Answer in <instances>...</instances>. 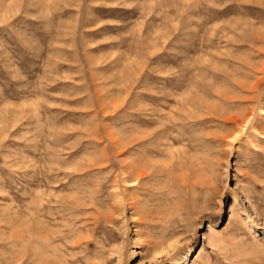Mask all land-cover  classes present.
Instances as JSON below:
<instances>
[{
    "label": "rangeland",
    "instance_id": "rangeland-1",
    "mask_svg": "<svg viewBox=\"0 0 264 264\" xmlns=\"http://www.w3.org/2000/svg\"><path fill=\"white\" fill-rule=\"evenodd\" d=\"M199 252L264 264V0H0V264Z\"/></svg>",
    "mask_w": 264,
    "mask_h": 264
},
{
    "label": "bare ground",
    "instance_id": "bare-ground-1",
    "mask_svg": "<svg viewBox=\"0 0 264 264\" xmlns=\"http://www.w3.org/2000/svg\"><path fill=\"white\" fill-rule=\"evenodd\" d=\"M253 114V113H252ZM249 115V114H248ZM245 116V115H244ZM243 116V117H244ZM235 119V118H234ZM237 119V118H236ZM235 119V120H236ZM248 119H250L249 118V116H246V118L244 119V120H239V119H237L236 121L240 124V123H244V122H246V123H249V122H251L250 120H248ZM238 126V125H237ZM240 127L242 126V125H239ZM245 127L243 126V129H244ZM138 130H141V129H138ZM142 131H144V130H142ZM146 131V130H145ZM144 131V132H145ZM144 132H142L141 134V138H136L137 139V141H140V143L141 144H139L138 145V143L136 144L137 146H143L142 148L143 149H145L144 148V146H145V144H146V142H145V139L144 138H146L147 139V137L148 136H150V134H148L147 135V133H144ZM139 133V132H138ZM137 133V134H138ZM160 138V137H159ZM159 138H157V139H159ZM144 139V141L143 142H145V143H143L142 142V140ZM155 139V138H154ZM155 141H157V140H154V142ZM150 142V141H149ZM158 142V141H157ZM154 144H156V143H154ZM152 145V144H151ZM161 145H162V143H161ZM147 146H149V145H147ZM157 147H159L158 146V144L156 145ZM151 147V146H150ZM139 148V147H138ZM165 149V148H164ZM140 150H141V148H140ZM143 151V150H142ZM173 154V153H172ZM173 156V155H172ZM173 158H174V156H173ZM136 161V160H135ZM136 163V162H135ZM160 165V164H159ZM167 165H168V163H167ZM147 166V165H146ZM145 166V167H146ZM150 166V165H149ZM144 164H143V166H139L138 164L137 165H135V179L132 181V182H127V183H132V184H134L136 187L138 186V185H140V184H142L143 182H144V180H145V177H146V171H144ZM150 168V167H149ZM146 169V168H145ZM151 169H152V167H151ZM156 171V170H155ZM151 173V172H150ZM155 175H156V173H155ZM148 177V176H147ZM152 177V176H151ZM151 177H150V179H151ZM155 176H154V174H153V178H154ZM148 179V178H147ZM149 179V180H150ZM184 179V178H183ZM186 180V179H185ZM180 181V180H179ZM187 182V181H186ZM189 182V181H188ZM186 183L185 185H183L182 183V185L183 186H185L187 189L188 188H190V189H193L194 190V188L196 187V185H197V183L198 182H193V183ZM146 183V182H145ZM180 184V185H181ZM140 186H142V185H140ZM180 188V187H179ZM185 188V189H186ZM199 188V187H198ZM186 189V190H187ZM183 190V189H182ZM147 192H149V191H147ZM137 201V203L139 204V203H141V202H138V200H136ZM252 204V203H251ZM248 205V204H247ZM43 206V204L42 203H40V205H39V208L37 209V212H36V214L38 215V217L39 218H41V219H44L45 220V223H49L51 220L53 221V222H57V218L55 217L56 215L54 214V213H52L51 212V208H49L48 209V211L46 210L47 209V207H42ZM250 206V205H249ZM241 209V208H240ZM47 211V212H46ZM245 211V210H244ZM228 213H229V223H231V222H233L238 216H239V213H240V211H239V208H238V200H237V198L236 199H234V201L233 202H231V204H230V209H229V211H228ZM248 213V212H247ZM52 217V218H51ZM47 218H49V219H51V220H48ZM43 220V221H44ZM78 243V242H77ZM81 244V243H80ZM77 245V244H76ZM165 245V244H164ZM169 246H166V247H168V248H171V247H173V245H174V243H172V244H168ZM162 246V245H161ZM71 249H73V248H71ZM163 253H164V250H161ZM58 252V251H57ZM161 252V253H162ZM158 253V252H157ZM160 253V254H161ZM53 256H55V254H53ZM74 256L75 255H72L71 256V258H72V260H70V261H72V263H74V262H77V263H79L80 261L78 260V259H75L74 258ZM199 256H200V252L196 255V257H195V259H194V261H192V262H190V264H195L196 263V260L199 258ZM49 258V257H48ZM47 259V258H46ZM44 260V259H43ZM42 260V261H43ZM74 260V261H73ZM70 261H68V260H64V263H60V264H71L70 263ZM48 262V261H47ZM49 263V262H48ZM46 264V263H45ZM51 264H55V263H51Z\"/></svg>",
    "mask_w": 264,
    "mask_h": 264
}]
</instances>
